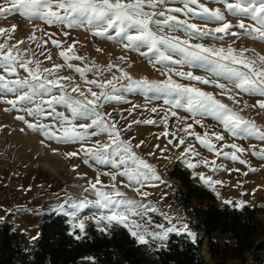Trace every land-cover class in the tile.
Segmentation results:
<instances>
[{"label":"snow or ice","instance_id":"obj_1","mask_svg":"<svg viewBox=\"0 0 264 264\" xmlns=\"http://www.w3.org/2000/svg\"><path fill=\"white\" fill-rule=\"evenodd\" d=\"M217 3L221 7L210 8L202 0H179L180 6L170 4L169 0H0V16L20 15L29 22L57 26L64 37L70 36L69 29L86 28L96 37L116 41L124 49L146 57L164 77L155 81L147 77L133 78L120 64L110 63L106 70H115L118 75L114 74L111 79H88V73L99 77L105 69L78 54V42L67 44L63 39L56 38V32H48L33 23V31L26 40L13 43L17 26L12 25L11 29L0 27V39L3 40L0 42V103L10 106L4 110L21 113L15 118L41 135L44 138L41 143L47 140L78 145L77 150L66 153L67 158L83 156L86 165L110 169L100 172L94 181L81 185L95 199L80 198L72 202L74 211L69 213L71 216L76 217L83 209L94 206L101 210L94 217L98 225H122L141 245L149 244L150 240L164 241L173 232L187 233L193 241L196 240V234L190 231L187 223L178 227L172 216L162 212L148 199L152 193L147 189L155 188L164 181L155 165L138 153L144 141L133 144L131 138L122 137V133L133 124L162 126L163 130L157 138H164L168 145L175 148L184 146L181 156L190 169H196L198 164L188 159L189 154L195 157L199 153L191 143L186 144L187 137H193L214 154L212 159L199 161L213 172L221 168L228 172H241L239 168L227 169L222 164L218 165L216 159L219 157L247 165L248 170L243 173L245 176L257 169L242 158V154L250 152L264 161V126L242 115L250 107L246 102L238 107L241 94H246L259 97L251 105L252 108L264 110V55L257 54L254 49L237 50L231 45L223 46L226 37L264 42V0H217ZM225 10L239 18L236 24L227 18ZM194 16L204 19L203 26L191 21ZM246 19L251 23H246ZM211 22L216 24L214 28L208 27ZM234 28L238 31H233ZM206 38L220 42L219 46L200 42ZM26 41L35 47H22ZM49 45L59 50L58 55L67 62L68 69H73L84 78L86 87L75 83L72 76L60 75L65 64L44 66V60L52 61ZM119 59L126 61L127 58L122 56ZM73 61L81 62L83 66ZM195 69L205 74H195ZM21 71L25 75H21ZM174 77L212 85L219 89L218 95L227 97L232 105L222 102L212 92L181 83ZM132 92L152 93L153 98L163 99L166 109L149 108L151 113L162 112L159 120L132 119L120 125L119 120H127L123 113L117 118L104 111L105 104L109 102H127L124 94ZM138 107L133 105L130 110H125L127 116L136 112ZM177 109L189 115L179 117ZM205 117L217 121L233 138H255L260 147L253 144L245 149L235 142L223 143L225 135L222 132H204L201 135L194 126L203 127ZM171 118H177L174 130L169 129ZM78 120L86 122L77 123ZM101 136H106L105 142L99 139ZM93 138H96L94 142ZM155 147L161 153L168 151L167 147L161 148L159 144ZM105 175L110 177L108 185L100 179ZM193 175L217 197L221 195L217 186L224 185L222 180L203 172H194ZM118 177L121 178L119 182L136 192L140 199L128 197L121 191L117 186ZM223 202L238 209L248 204L243 200L234 203L231 199ZM152 213H159L170 226L156 223L154 228L159 231L152 230ZM73 228L83 232L84 221L79 220ZM101 230L107 232L108 228ZM81 238L76 236V239Z\"/></svg>","mask_w":264,"mask_h":264},{"label":"rangeland","instance_id":"obj_2","mask_svg":"<svg viewBox=\"0 0 264 264\" xmlns=\"http://www.w3.org/2000/svg\"><path fill=\"white\" fill-rule=\"evenodd\" d=\"M202 2L206 3L210 8L221 7V5L217 3V0H202ZM169 3L175 6H180L179 0H169ZM225 15L233 24L238 22L239 18L227 13L226 10ZM181 18H184L182 14ZM191 21L200 24L201 26L204 24V19L202 17H191ZM245 22L251 23V21L247 19ZM33 23L48 32H56V38L63 39L67 44L78 42L76 46L77 53L86 56L88 60L95 62L97 66L105 69L103 75L99 77L94 73H88V79H111L114 74L118 75L119 73L115 70L111 72L106 70L107 65L110 63L120 64L133 78L139 79L147 77L152 81L164 79L161 73L153 68L148 62L146 57L141 56L136 51L124 49L122 45L116 41H109L103 37H96L86 28L69 29L70 36L64 37L59 32L57 26L44 25L39 21L29 22L26 18L20 15H9L6 17L0 16V27L11 29L12 25L17 26L13 35V43L16 40H26L27 36L33 31ZM215 26L216 24L214 22L208 24V27L210 28H214ZM233 31H238V29L234 28ZM177 34L182 35V33ZM0 42H3V40L0 39ZM200 42L217 46L220 44L218 41L207 38ZM229 45L237 50L254 49L257 54L264 55V42L254 41L250 38L234 39L226 37L223 46L228 47ZM28 46L35 47L34 45H29L27 41L25 45H22V47ZM48 47L52 56V61L44 60V66L51 67L52 63L65 64V67L60 71V75L72 76L74 77L75 83L81 84V87H86L83 82L84 78L80 77V75L73 69H68L66 67L67 62L59 57V50L51 45ZM97 49H100L101 51H97ZM122 56L127 58L126 61H121L119 59ZM40 59L43 60V57H40ZM72 63L83 66L79 61H73ZM157 67H159V65H157ZM185 70L188 69L186 68ZM193 71L195 74H205L199 69ZM21 75H25V73L21 71ZM174 79H177L181 83L193 84L204 91L212 92L218 99H221L222 102L229 104L230 106L232 105V101L227 97L219 96V89L212 85L198 84L194 81L189 82L187 80H181L178 77H174ZM124 95L127 102L112 101L104 106V111L111 112L114 117L118 118L121 113L127 117V120H119L120 125H125L132 119L155 118L159 120L162 112L151 113L149 108L157 107L158 110L167 108V106L163 104V99L153 98L154 94L152 93L145 95L140 92H132L125 93ZM257 99H259L257 96L241 94V104L238 107H242L246 102L250 107L246 108L242 115L255 120L258 125L264 126V110L251 107V105L255 104ZM133 105L139 106L137 111L132 113L131 116H127L125 110H130ZM8 107L10 106L0 103V226L5 223L12 224L13 231L17 235V244L26 251H30L35 247L40 235L42 219L46 214L60 213L66 215L70 218L73 224L78 223L79 220H83L85 223V229L89 225H94L100 231H102L101 229L104 227H107L108 230L121 227L122 225H117L115 223L110 226L106 224L98 225L94 219L95 216H92L88 208L77 213L76 217L69 214L74 211L71 207V203L75 200L69 201L66 198H63V193L66 191H72L79 196H83L84 199H94L89 193L82 194L78 190L79 188H75V185L73 184V180L76 179L74 177L79 176L78 167L82 165L81 160L83 159V156L69 159L67 158L66 153L77 150L78 145L58 143L54 141L50 142L47 140H44V142L41 143L44 138L28 129L23 122L15 118L21 113L4 110ZM59 110L64 111L63 108H60ZM176 111L178 112L179 117L189 115L182 109H177ZM176 119L177 118H171L169 120L170 130H174L177 127ZM85 122L86 121L83 120L77 121V123ZM188 122L190 123L191 120ZM202 124L203 127L200 125L194 126L195 131L201 135H203L204 132H222L225 135V141L223 143L235 142L245 149L250 148L253 144L257 145V148L260 147V142L255 140V138H233L211 117H205L202 120ZM21 129H24V131H21ZM162 130L163 128L160 125L152 126L133 124L131 128H127L122 133V137L125 139L131 138L133 144L144 141V144L141 145L137 151L141 156H144L150 163L155 165L158 174L161 176L162 181H164V183H158V186L155 188L147 189L152 193L148 199L151 200L154 205H156L162 212L168 213L172 216L174 218L173 222L176 223L178 227L183 223H187L190 231L196 234V240L201 239L202 234H198L190 225L191 211L180 204L175 195V189L179 187V182L170 177L169 170L174 166H178L190 173V177L194 183L206 188L208 187L193 175L194 172H203L206 175H212L214 179L222 180L224 185L217 186V190L221 193V195L217 197L219 205L225 206L226 204L223 202L225 199H231L234 203L241 200L247 201L248 204L246 206L256 208L258 218L264 224V161L259 157L251 155L250 152L242 154V158L248 160L250 165L257 169L255 172H248V175L245 176L243 173L248 170L247 165H241L238 162L219 157L216 159L218 165L222 164L227 169L239 168L241 169V172H228L225 171L224 168L213 172L210 168L200 164L199 161L203 159H212L214 154L200 145L193 137H187L186 144L191 143L194 150L199 153V155L195 157L189 154L188 159L198 164L196 169H190L187 167L185 158L181 156L184 146H181V148H175L172 145H168L164 138H157ZM95 139L96 138H93V142ZM99 139H101L102 142H105L107 138L106 136H101ZM156 144H159L161 148L167 147L168 151L161 153L160 150L155 147ZM217 146L219 147V144ZM150 152L155 153V155H148ZM74 166H78V169L74 170ZM84 167L88 168L90 171H94L96 168H99L100 170L103 169V171H110L106 166L97 167L85 164ZM56 171L59 173H53ZM51 173H53L52 176L50 175ZM102 177L108 181V184L110 183L109 176L105 175ZM35 178L36 180L34 181ZM120 179V177L117 178V186L121 191L125 192L128 197L140 199L139 195L131 188L125 187L124 184H121L119 182ZM55 181L57 182V187L54 191L48 192V188L53 186L56 183ZM253 190H256L254 194ZM195 206L196 203L193 204L192 208ZM151 216L152 225L150 227L152 230L159 231V229L154 228V224L156 223H163L166 227L170 226L159 213H152ZM177 217L179 219H177ZM173 234L188 235L184 232L169 233L166 240H150V243L143 245V248L149 251V253H152V249L165 247ZM205 246H207V241L204 242L203 247Z\"/></svg>","mask_w":264,"mask_h":264},{"label":"trees","instance_id":"obj_3","mask_svg":"<svg viewBox=\"0 0 264 264\" xmlns=\"http://www.w3.org/2000/svg\"><path fill=\"white\" fill-rule=\"evenodd\" d=\"M169 175L179 182L176 198L191 211L190 225L201 239L173 234L167 246L149 253L123 226L104 232L89 225L81 232L68 216L50 213L30 251L17 244L12 224L0 226V264H264V224L256 208L220 206L213 191L178 166ZM205 241L210 261L202 253Z\"/></svg>","mask_w":264,"mask_h":264},{"label":"bare ground","instance_id":"obj_4","mask_svg":"<svg viewBox=\"0 0 264 264\" xmlns=\"http://www.w3.org/2000/svg\"><path fill=\"white\" fill-rule=\"evenodd\" d=\"M81 166L80 167H78L79 168V171H78V173H79V176H77V177H74V178H76V179H74L73 181H74V185H75V188H79L78 190L82 193V194H86V193H89L90 194V196L91 197H93L94 199H95V196L93 195V194H91L90 192H85L84 191V188L83 187H81V185H86L85 183H87L88 181H94V179L97 177V175H99V173L101 172V171H103V169H99V168H96V169H94V171H90L88 168H86V167H84L85 166V164L83 163V159L81 160ZM77 167H75L74 166V170H76V169H78ZM73 170V171H74ZM53 173H56V174H58L59 172H53ZM53 173H51L50 175L52 176L53 175ZM76 176V175H75ZM100 179L104 182V184L105 185H108V181L106 180V179H104L102 176L100 177ZM36 180V178L34 179V181ZM56 182V181H55ZM57 187V182L53 185V186H51V187H49L48 188V192H52V191H54L55 190V188ZM64 195H63V198H66L67 200H75V201H77L78 199H80V198H82V199H84V197L83 196H79V195H77V194H75L74 192H72V191H66L65 193H63ZM88 210H89V212H91V214H92V216H96V215H98L99 214V212L101 211V210H99V209H97L96 207H89L88 208ZM204 249H206V246L204 247Z\"/></svg>","mask_w":264,"mask_h":264},{"label":"water","instance_id":"obj_5","mask_svg":"<svg viewBox=\"0 0 264 264\" xmlns=\"http://www.w3.org/2000/svg\"><path fill=\"white\" fill-rule=\"evenodd\" d=\"M202 253H203V255H205L206 259H207L208 261H210V256H209V252H208V248H207V246H206V249H204V247H203V251H202Z\"/></svg>","mask_w":264,"mask_h":264}]
</instances>
